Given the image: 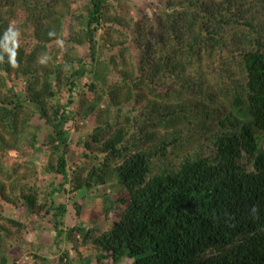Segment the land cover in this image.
<instances>
[{"label": "trees", "instance_id": "16d2710c", "mask_svg": "<svg viewBox=\"0 0 264 264\" xmlns=\"http://www.w3.org/2000/svg\"><path fill=\"white\" fill-rule=\"evenodd\" d=\"M126 1L0 0V264H50L48 214L89 264H264V0ZM67 192L107 226L66 230Z\"/></svg>", "mask_w": 264, "mask_h": 264}, {"label": "rangeland", "instance_id": "374dc122", "mask_svg": "<svg viewBox=\"0 0 264 264\" xmlns=\"http://www.w3.org/2000/svg\"><path fill=\"white\" fill-rule=\"evenodd\" d=\"M127 7L130 8V16L131 17H137L138 15L142 14H149L152 15L154 12H156V8L158 7V4L151 0H127ZM18 18L22 19L23 15L22 12L18 11L17 13ZM82 51H84L82 49ZM110 54V50L106 49L105 51V57H107ZM93 121V118H90L87 123H83L79 118L77 121H70L68 126L71 127L72 132V138L74 140H77L78 137L81 135V133L88 128V126ZM35 125H43V121L41 119H34ZM76 124V125H75ZM79 125V126H77ZM42 138V136H41ZM76 151H72L69 153L71 163H76L81 166L83 164V159L80 157L78 151H80V148L75 149ZM25 154L28 156L32 155H39V153L33 152L32 148L30 146L26 147ZM44 157V156H43ZM6 161L12 162L13 156H9L6 158ZM79 169V168H78ZM68 188L71 187L68 185ZM103 192H110L113 193V198H115L118 194L124 193V189L122 190V186H120L117 182L116 185L113 186L112 189H110L107 186L101 187ZM123 191V192H122ZM77 197V201L80 204V214L78 216L77 213V206L74 204V201L72 198H70V193L67 192L64 195L60 197V200L62 202L67 203V213L64 217V228L67 230L72 225H74L78 221H82V225L85 227L92 226V230L94 232L96 231V226L99 227V229L105 228L106 225V219L104 216H102L101 211V198L98 197V194H92L89 193L85 198H82L81 193H78V195H75ZM2 203L4 205V212L8 214L15 213V215H19V211L14 212V207L7 202L2 200ZM29 232L23 233L22 237L27 241L30 242L29 248L32 249L34 252H38L40 254H44L47 256L50 260V264H58L60 255L63 254L65 250H67L69 256L68 259L70 260L71 264H89V259L87 256L94 254L95 251H93V248L88 245H81L76 249L74 247L73 241L67 238L66 234H63L62 239H56V232H54V221L53 217L48 214L41 218L40 220L34 221V225L29 227ZM97 232V231H96ZM95 232V234H96ZM93 233V231H92ZM78 236V235H77ZM79 240L80 237L78 236ZM25 243L26 246L29 244ZM30 259V262H29ZM33 257L30 253H26L22 259L18 262H26V263H32ZM98 260L93 259L90 264H98ZM125 264H131L132 260L126 259L123 261ZM25 263V264H26Z\"/></svg>", "mask_w": 264, "mask_h": 264}, {"label": "built area", "instance_id": "2783aa9c", "mask_svg": "<svg viewBox=\"0 0 264 264\" xmlns=\"http://www.w3.org/2000/svg\"><path fill=\"white\" fill-rule=\"evenodd\" d=\"M29 262H30V259H29Z\"/></svg>", "mask_w": 264, "mask_h": 264}]
</instances>
